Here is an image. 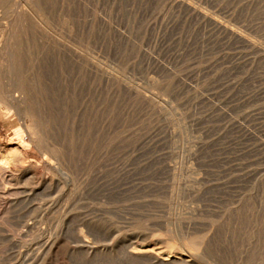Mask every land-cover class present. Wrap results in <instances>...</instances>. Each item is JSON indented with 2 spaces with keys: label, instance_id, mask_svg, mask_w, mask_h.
<instances>
[{
  "label": "rangeland",
  "instance_id": "374dc122",
  "mask_svg": "<svg viewBox=\"0 0 264 264\" xmlns=\"http://www.w3.org/2000/svg\"><path fill=\"white\" fill-rule=\"evenodd\" d=\"M0 61V264H264V0H0Z\"/></svg>",
  "mask_w": 264,
  "mask_h": 264
},
{
  "label": "bare ground",
  "instance_id": "6f19581e",
  "mask_svg": "<svg viewBox=\"0 0 264 264\" xmlns=\"http://www.w3.org/2000/svg\"><path fill=\"white\" fill-rule=\"evenodd\" d=\"M69 10V9H68ZM44 12V11H43ZM61 12V11H60ZM38 13V12H37ZM68 13V12H67ZM22 14V13H21ZM24 14V13H23ZM40 14V13H39ZM38 16V15H37ZM47 16V15H46ZM22 19V18H21ZM65 24V23H64ZM218 24V23H217ZM53 29V28H52ZM61 29V28H60ZM59 30V29H58ZM78 30V29H77ZM72 31V30H71ZM68 32V31H67ZM77 32V31H76ZM230 32V31H229ZM62 33V32H61ZM5 57V56H4ZM7 57V55H6ZM8 59V58H7ZM10 60V59H9ZM2 61V60H1ZM0 61V62H1ZM3 62V61H2ZM5 62V60H4ZM11 62V61H10ZM6 63V62H5ZM4 64V63H3ZM8 64V63H6ZM11 64V63H9ZM1 66V65H0ZM3 66V65H2ZM5 67V66H4ZM8 67H10L8 65ZM3 69V67H2ZM8 70V68L6 69V71ZM5 71V72H6ZM11 71V70H10ZM3 74V72H2ZM5 74V73H4ZM7 76V75H6ZM12 77V76H11ZM4 78V77H3ZM11 80V79H10ZM7 85V84H6ZM28 91V90H27ZM16 92H19L18 90ZM23 93L19 92V96H15L14 92L10 91H6L3 87H0V111L3 112V114L6 115V117L8 118L9 122L12 124V115L10 114V112L5 111L4 109H11V108H16L18 110V112L20 113L19 116L20 118H29V117H33L32 115L35 114L33 113L32 108H28L25 106V101L23 98ZM27 98V97H26ZM32 101V100H31ZM31 104V103H30ZM45 128V127H44ZM26 132L28 135H30L29 137H31L30 139H32L33 142L37 143L39 146H42L43 142V127L41 125V123L39 121H34L31 124L26 125ZM25 131V130H24ZM45 132V131H44ZM44 149V148H43ZM65 163V162H64ZM4 164V163H3ZM0 162V184H3L6 178L5 175L8 174V167L5 166V164L3 165ZM10 170V169H9ZM11 173V172H10ZM25 173V172H24ZM12 176V175H11ZM7 180V179H6ZM5 185V184H4ZM2 185V186H4ZM8 185V184H7ZM3 194V193H2ZM5 194V193H4ZM186 236V235H185ZM51 245V244H50ZM57 246V245H56ZM190 246V245H189ZM50 247V246H49ZM189 248V247H188ZM171 255V254H170ZM185 261V260H184Z\"/></svg>",
  "mask_w": 264,
  "mask_h": 264
}]
</instances>
